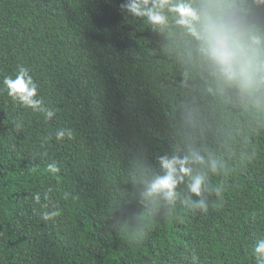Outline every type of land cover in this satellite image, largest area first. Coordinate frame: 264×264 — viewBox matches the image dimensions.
<instances>
[{
  "label": "trees",
  "instance_id": "trees-1",
  "mask_svg": "<svg viewBox=\"0 0 264 264\" xmlns=\"http://www.w3.org/2000/svg\"><path fill=\"white\" fill-rule=\"evenodd\" d=\"M130 2L0 0V264H256L264 82L217 78L170 11L201 0H136L162 24ZM226 2L264 48V0ZM21 65L51 119L8 96ZM173 155L191 172L169 205L145 193Z\"/></svg>",
  "mask_w": 264,
  "mask_h": 264
},
{
  "label": "clouds",
  "instance_id": "clouds-1",
  "mask_svg": "<svg viewBox=\"0 0 264 264\" xmlns=\"http://www.w3.org/2000/svg\"><path fill=\"white\" fill-rule=\"evenodd\" d=\"M147 3V0H144ZM135 15H147L153 24H162L165 17L152 10H141L136 0L126 5ZM162 7L163 5H159ZM124 7V5H122ZM234 4L226 0H201L199 8H193L189 3H176L170 11L177 14V24L185 27L190 35L198 42L199 51L215 70L217 78L225 84L250 87L254 83L264 82V48L261 39L252 29L245 30L243 25L234 19ZM3 85L9 97L22 106L31 107L34 111H42L46 119H51L54 111L43 107V99L38 97V85L25 66H18L15 79L5 77ZM17 128L20 124L16 125ZM71 136V131L67 132ZM65 136V130L56 133L57 139ZM163 175L156 176L147 188L146 196L161 194L169 205L175 204L174 189L183 182V175L191 169L187 157L179 158L173 155L170 159L160 158ZM176 165H179V173ZM53 172L58 169L49 165ZM202 178L197 176L187 185L188 191L201 195ZM38 199V197H37ZM197 207L207 211L203 200L198 201ZM45 219L48 214H45ZM256 264H264V239L257 242L254 248Z\"/></svg>",
  "mask_w": 264,
  "mask_h": 264
}]
</instances>
